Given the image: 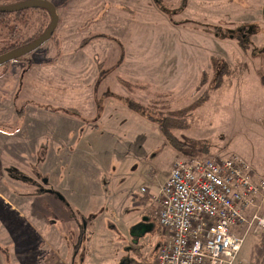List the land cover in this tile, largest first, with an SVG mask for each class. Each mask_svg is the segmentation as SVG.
I'll return each mask as SVG.
<instances>
[{
	"label": "rangeland",
	"instance_id": "1",
	"mask_svg": "<svg viewBox=\"0 0 264 264\" xmlns=\"http://www.w3.org/2000/svg\"><path fill=\"white\" fill-rule=\"evenodd\" d=\"M11 1L0 0V4ZM51 1L59 14L52 37L36 51L0 66V116L6 114L8 124L0 127L1 174L22 194L40 188L56 194L29 198L41 210L35 216V228L49 232V237L59 229L48 224L49 216L57 221L58 208L75 215L81 225L68 218L61 224L75 230L79 226L87 239L80 248V264H131L133 259L135 264H155L157 247L165 239L163 231L154 227L136 244L130 231L151 209L157 215L163 173L176 159L189 157L186 150L193 153L190 157L199 158L240 155L254 167L257 177H264V0ZM50 20L48 10L40 8L26 9L18 18L17 12L0 15V50L39 36ZM211 56L220 60L219 66L212 64ZM32 57L42 60L32 79L45 77L50 82L43 83L50 85L45 87L49 92L43 103H32L47 106L50 99V110L56 115L49 128L57 127L62 113L71 115L70 127L78 124L79 112L82 119L100 123V130L83 140L95 162H84L85 153L75 154L76 145L69 143L59 155L55 151L60 163L54 152L49 157L44 130L37 123L27 127L20 120V126L27 127L28 141L11 132L16 109L24 108L25 98L36 97L26 85L36 84L26 73L19 76L17 68H6ZM58 90L67 105L81 99L80 107L52 102ZM92 93L95 100H90ZM91 105L92 113L88 112ZM164 117L174 118L175 137L165 135ZM67 136L68 142L75 137ZM102 151L106 162L98 159ZM82 172L92 180L91 205L86 209L81 197L79 206L70 203L73 212L58 198L56 187ZM100 179L110 183L105 196L96 194ZM143 186L148 188L145 193ZM262 208L264 191L251 212ZM252 218L250 214L248 224L239 231L244 243L234 264H264V229ZM12 222L15 233L19 225L27 224L23 219ZM22 238L23 234L18 237ZM43 241L36 235L20 245L23 253L14 252L13 247L6 250L11 249L13 264H42L37 250L43 251ZM45 250L53 254L48 264H57V248L46 244ZM0 264H5L1 252Z\"/></svg>",
	"mask_w": 264,
	"mask_h": 264
},
{
	"label": "built area",
	"instance_id": "2",
	"mask_svg": "<svg viewBox=\"0 0 264 264\" xmlns=\"http://www.w3.org/2000/svg\"><path fill=\"white\" fill-rule=\"evenodd\" d=\"M263 191L264 177L240 155L176 159L158 191L165 239L155 264H234L250 214L264 229V208L251 212Z\"/></svg>",
	"mask_w": 264,
	"mask_h": 264
},
{
	"label": "crops",
	"instance_id": "3",
	"mask_svg": "<svg viewBox=\"0 0 264 264\" xmlns=\"http://www.w3.org/2000/svg\"><path fill=\"white\" fill-rule=\"evenodd\" d=\"M24 61L23 62H15V64H10L11 66L6 68L7 71L8 70H15L17 68V72H18L19 76H21L23 73H26L28 79L31 82H33V84H36L35 86H30L29 84L26 85L27 87L29 86L28 91L31 92L32 94H34L36 97H29L26 99V105L24 106V113L20 114V116L22 115L20 117V119L23 120L25 126H27L28 124L31 125V124L37 123L40 125V129L44 130V133H45V136L47 139L46 151H47V154L49 155V157L51 156L50 152L51 153L54 152V154H52V156L57 159V157H55V151H57L58 152L57 155H59L61 149L65 150L66 143H69V144H71V146L76 145L75 149L72 150L73 152H75V154L85 153L84 162H85V160L90 161L91 163H93V161L95 162L96 160H92V159H96V158L93 156V154L92 155L90 154L92 151L89 148L88 144L84 143L83 140L85 138H87L89 135L95 134L97 131H99L101 128L100 123L99 122L96 123L94 121L90 122V119H88V120L82 119L81 113H83V112H79L78 116L80 118H77L78 124L74 127H70V126H67V120L70 121L71 115H66L68 113H65V114L62 113L61 114L62 121L60 120V116H57V119H58L57 120V127L49 128L50 119L54 118L56 115L55 111H53L52 109L50 110V99H49V105H47V106H43V105L39 106V105H35V104H42L43 103L44 98L47 96V94H45V93H47V89H45V87L48 86V85L45 86L43 83L45 80L48 83H50V82L45 77L42 79H38V81L33 80L31 77V76H33L37 67L41 66L42 60L39 57H37L36 59H33V57H32V58H28V60H24ZM30 77H31V79H30ZM37 84H41V86L37 85ZM62 97L63 96L60 95V91L58 90V96L57 95L53 96L51 101H57L58 103L62 102L63 104H66L65 101H62V99H63ZM90 97H91L90 100H93L95 98L94 93H92V95H90ZM80 101H81V99H76L74 101H70V105L72 103L75 106L80 107V105H79ZM32 103H35V104H32ZM70 105H67V107ZM92 105H93V102H92ZM92 105L90 107H88L89 108L88 112H90V113H92V111H93ZM70 107H68V108H70ZM63 110L66 111L67 110L66 107H64ZM107 111L108 110L106 109V111H105L106 116L105 117H107V115L109 113ZM70 114H72V113H70ZM24 118H25V120H24ZM6 121H7L6 114H4L1 117L0 122L2 124H4ZM18 121H19V118H18ZM74 124H76V123L74 122ZM25 132H26V128L22 127L16 133H17V135L19 134V136H18L19 138L28 141V139H25V136H24ZM0 133L3 134V132L1 130H0ZM67 135H74L75 137L73 140L68 142L70 138ZM10 137H12V136L10 135ZM7 139H10V138H7ZM81 144H84L85 146L83 147ZM60 146H62V148H60ZM76 147H79L81 150L77 149ZM0 152H1V150H0ZM98 159L101 161L104 160L103 162H106V155H105L104 151H102L100 153V156ZM0 161H1V157H0ZM57 161H58V163H60L58 159H57ZM170 166H171V164H170ZM170 166H169V170L167 172L163 173V175H164V176L162 175L163 177H165L168 174V172L170 171ZM103 167L106 168V164ZM70 179H71L70 176L65 178V180H67V181H70ZM73 179L74 180L70 181V184H68V185L65 183V180H63V181L61 180L58 182V185L56 187V190L58 192V194H57L58 198L62 201V203L65 207L70 209V203H73V204L79 206V202H80L81 197H84L86 200L85 208L88 209L91 205V199H89V198L91 196L90 183L92 182V180H89L83 174V172L79 173V175ZM105 181L106 180H104V179H102V180L100 179L96 182V186L98 188V191L96 190V194L98 193L100 195V193H101L102 196H105V191H106V193H108V187L110 186V183L105 182ZM6 182H7V180H6L5 176L2 175V179H0V242L4 243V244H7V243L12 242V241H17V242L23 241L24 243H27L29 240L33 239L35 237V235H37L39 237H43V239H44L43 242H45V245L42 248L43 251H45V253L42 254V258H41L45 262L42 261V264L43 263L48 264L53 259L52 252L50 254V251L45 250L46 244L55 246L57 248L56 253L54 251V254L57 255V257H58L57 264H66L67 261H68L67 264H78V263L80 264L81 260H82V258H79L80 254H81L80 248L83 247V245L85 244V241L87 239H84L83 236H81L82 235L80 233L81 228L78 225H77L78 228L75 230V229H72L70 226L66 227V226L61 224L62 221H64V224H65L66 218H68V221L69 220L76 221V224H79L80 222L76 219L75 215L68 212L67 210H64L62 208H58L57 210H59V211H58V213H56L57 221L54 220L53 218H51V216H49L48 224L50 226L51 225L57 226L59 229H57L56 234L53 232V237H49L50 236L49 232L43 233L42 229H40L38 226H37V228H35L37 223L34 222V219L35 220L37 219L36 217H37V215H40V212L37 211L33 207V201L26 200V202H19V199H28V198L36 199V198H40V197H44V196H54L56 194L52 190L47 189L42 194L24 196V195H20V193L18 191L12 190V187ZM161 184L162 183H160V185L158 186L159 188H160ZM32 190H30V191H32ZM19 205H21V206H19ZM49 207H50V205H49ZM50 208L52 211H54L52 207H50ZM5 209L7 211H9L8 215H6L7 212ZM70 210L73 211L72 209H70ZM12 211L17 212L16 219H23L26 217L25 213H29L31 215V217H30L31 219L28 220V223H30V225H28V226L25 225L26 227H24V226L22 227L21 225H19V232L15 233L13 229L16 227V224L13 223L12 221H14L16 219L14 216L11 215ZM46 212H47L46 214L49 215V212L47 210H46ZM1 216H4V218L2 219ZM34 224H36V225H34ZM79 225H81V224H79ZM35 233H37V234H35ZM21 234L24 235V238L19 240L18 237ZM50 241L52 243H50ZM41 243H42V241H41ZM25 259H26V261L28 260L27 258H25Z\"/></svg>",
	"mask_w": 264,
	"mask_h": 264
},
{
	"label": "water",
	"instance_id": "4",
	"mask_svg": "<svg viewBox=\"0 0 264 264\" xmlns=\"http://www.w3.org/2000/svg\"><path fill=\"white\" fill-rule=\"evenodd\" d=\"M29 8H45L49 11L51 15V21L47 29L35 40L29 42L25 45H22L18 48L0 53V65L17 59L25 54H28L46 41H48L58 25L59 14L55 3L51 0H24L14 4H0V12H18L21 10H26ZM263 18H264V6H263ZM149 221V216H144L143 220L136 223L131 228V235L134 237L133 242L136 244L139 241V238L146 233L150 232L154 226L153 223H147Z\"/></svg>",
	"mask_w": 264,
	"mask_h": 264
},
{
	"label": "flooded vegetation",
	"instance_id": "5",
	"mask_svg": "<svg viewBox=\"0 0 264 264\" xmlns=\"http://www.w3.org/2000/svg\"><path fill=\"white\" fill-rule=\"evenodd\" d=\"M5 4H14V3H5ZM51 16V15H50ZM47 29V28H46ZM45 31V30H44ZM43 31V32H44ZM42 32V33H43ZM41 33V34H42ZM40 34V35H41ZM39 35V36H40ZM3 65V64H2ZM2 65H0V66H2ZM49 86V85H48ZM26 89H28V87L26 88ZM39 89V88H38ZM29 90V89H28ZM49 92V90H47V93ZM47 93H45V94H47ZM24 100H26V98L24 99ZM13 102V101H12ZM52 102H57V101H52ZM16 111L18 112L17 113V121L15 122V126L12 128V133H13V135L15 136V137H18L19 135H17V131H19V129L20 128H22L21 126H20V120H22V119H20V117L22 116H20V114L21 113H24V108H22L21 110L20 109H16ZM18 118H19V121H18ZM0 119H1V116H0ZM24 120H25V118H24ZM22 122H23V120H22ZM8 123V122H7ZM5 125V123L4 124H2L1 122H0V127H3ZM5 126H8V124L7 125H5ZM27 128V127H26ZM15 130V131H14ZM14 136H12V138L13 139H15V137ZM11 138V137H10ZM1 169H0V179H2V174H1ZM5 175V174H4ZM8 179H9V181H12V178H10V177H7ZM43 188V187H42ZM12 190H14V191H17L16 189H14V188H12ZM45 190H47V189H33L32 191H26V192H24L23 194L21 193V192H19L20 193V195H24V196H27V195H36V194H42ZM19 200H21V202H26V200H29V198L28 199H19ZM33 200V199H32ZM33 207L37 210V211H39V212H41V210H40V207H36V205L35 204H33ZM13 212V211H12ZM16 214H17V212H15ZM16 214H13L12 216H14V217H17V215ZM9 217V216H8ZM27 217H29L30 218V216H27ZM23 220H25L26 222H27V226L28 225H30V223H28V218H23ZM85 220V219H84ZM150 220V219H149ZM140 222V221H139ZM147 223H149V221H147ZM87 226V224L85 225V227ZM147 234V233H146ZM145 234V235H146ZM145 235H143V236H141V237H144ZM36 236V235H35ZM82 236V235H81ZM81 239V238H80ZM139 240H140V238H139ZM33 242V241H32ZM139 242V241H138ZM134 243V242H133ZM24 244H27V243H24L23 241H19V242H17V241H12V242H9V243H7V244H4V243H1L0 242V252H1V254L5 257V264H13V257H12V252H9V251H7L6 249L8 248V247H13L14 248V252H16V249H17V252L18 253H23V251H19V248H20V245H24ZM44 245H45V242L43 243ZM135 244V243H134ZM35 245V244H34ZM1 248H5V250L3 249V251H1L2 249ZM26 252V251H25ZM37 252H38V254L39 255H41L42 256V254L43 253H45V251H40V250H37ZM41 253V254H40ZM50 254H51V252H50ZM82 254H80V256H79V258H82ZM24 259H22L21 261H23ZM26 260V259H25ZM83 260V259H82ZM82 260H81V262H82ZM135 261L136 260H134L133 259V261H132V263L131 264H135ZM137 262V261H136Z\"/></svg>",
	"mask_w": 264,
	"mask_h": 264
},
{
	"label": "trees",
	"instance_id": "6",
	"mask_svg": "<svg viewBox=\"0 0 264 264\" xmlns=\"http://www.w3.org/2000/svg\"><path fill=\"white\" fill-rule=\"evenodd\" d=\"M3 1V0H2ZM21 1H24V0H12L10 3H17V2H21ZM160 1V0H159ZM40 9H45V8H40ZM47 10V9H46ZM23 11H26V10H21V11H18L17 12V18H18V16L19 15H21L22 13H23ZM49 12V11H48ZM5 13H8V12H0V15H4ZM5 20H2V22H4ZM51 21V20H50ZM50 24V23H49ZM49 26V25H48ZM37 37H39V36H35V37H33V38H30V39H28V40H26V42L25 43H23V44H8L7 46H5V48H3V49H1L0 50V53H3V52H6V51H9V50H12V49H15V48H18V47H20V46H22V45H24V44H27V43H29V42H32L33 40H35ZM218 58L217 57H215V56H211V60H212V64L216 67V66H219V63H220V60H219V62H218V60H217ZM220 70L222 71V66H220ZM223 73H224V71H223ZM222 75V73L220 74V76ZM219 78V77H218ZM264 78V76H262V79ZM263 81V80H262ZM263 84H264V81H263ZM195 102H198V100H196ZM134 110H138V108L136 107V106H134V105H132L131 106ZM181 113L183 112V111H180ZM180 113V114H181ZM151 119H156V120H158L159 118H153V117H151ZM174 118L173 117H164V119H163V124L164 125H166L165 126V128H166V131H165V135H168L169 136V138H172V136H174V134L171 132V128H173V126H172V123H173V120ZM180 127V126H179ZM182 127V126H181ZM175 137V136H174ZM177 142L180 144V142L177 140ZM174 144H176V142L174 143ZM183 145V147H184V145L185 144H182ZM193 146V145H192ZM186 147H188L187 145H186ZM194 147V146H193ZM187 151V155L188 156H192L191 154H193L192 152H190V151H188V150H186ZM199 151L200 152H205L204 150H203V148H200L199 149ZM154 210L153 209H151L150 211H149V223H153L154 224V226H153V228H152V230L154 229V227H155V230L157 229L158 231H160V232H162V229H161V227H160V225H159V222H158V219H157V217L154 215L155 214V212H153ZM151 230V231H152ZM149 233V232H148ZM135 246H137V245H135Z\"/></svg>",
	"mask_w": 264,
	"mask_h": 264
}]
</instances>
